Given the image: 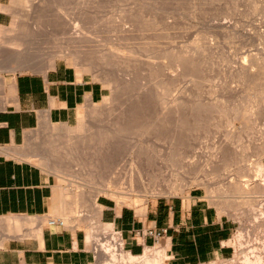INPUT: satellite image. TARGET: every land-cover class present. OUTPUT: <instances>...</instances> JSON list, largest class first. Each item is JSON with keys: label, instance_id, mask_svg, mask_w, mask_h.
<instances>
[{"label": "rangeland", "instance_id": "rangeland-1", "mask_svg": "<svg viewBox=\"0 0 264 264\" xmlns=\"http://www.w3.org/2000/svg\"><path fill=\"white\" fill-rule=\"evenodd\" d=\"M4 10L11 17L0 26L5 31L0 39H6V46L16 39L24 59L37 64L28 66L33 61L23 57L17 61L11 49L3 48L0 78L43 73L64 61L104 88L103 99L80 107L71 126L43 124L17 148L31 155L24 159L53 184L54 203L46 217L84 232L95 255L91 264L104 261L94 251L88 227L94 239L104 232L110 234L108 242L121 239L116 229L101 223L102 207L98 212L92 205L95 188L113 173L125 184L141 173L143 182L154 174L170 185L168 192L145 201L100 195L99 204L143 213L150 203L196 191L234 225L233 255L209 264H245L246 256H254L251 248L264 261V192H256L253 183L257 161L264 166V0H13ZM51 54L56 59L45 66V55ZM243 63L251 66L244 78L239 75ZM118 114L130 123L112 163L106 156L111 154V130L122 120ZM238 183L245 193L231 192ZM166 257L163 264H169ZM254 258L250 264H257Z\"/></svg>", "mask_w": 264, "mask_h": 264}, {"label": "crops", "instance_id": "crops-1", "mask_svg": "<svg viewBox=\"0 0 264 264\" xmlns=\"http://www.w3.org/2000/svg\"><path fill=\"white\" fill-rule=\"evenodd\" d=\"M12 2L0 0V26L9 23L11 16L4 9ZM103 97L101 84L64 61L43 73L4 74L0 78V219L20 218V222L0 223V264L95 261L82 230L44 222L54 203L53 184L17 148L43 124L71 126L80 107ZM99 205L101 223L118 231L124 249L133 256L160 245L166 246L169 264H209L225 260L235 251L233 222L196 191L150 203L143 213L108 202ZM149 231L164 233L155 238Z\"/></svg>", "mask_w": 264, "mask_h": 264}, {"label": "bare ground", "instance_id": "bare-ground-1", "mask_svg": "<svg viewBox=\"0 0 264 264\" xmlns=\"http://www.w3.org/2000/svg\"><path fill=\"white\" fill-rule=\"evenodd\" d=\"M132 17V16H131ZM124 19H126V18H124ZM120 20V19H119ZM128 21H130V20H128ZM131 23V22H130ZM122 24V23H121ZM15 25V24H14ZM126 25V24H125ZM13 26V25H12ZM119 26V25H118ZM127 26V25H126ZM77 27V26H76ZM121 27H122V25H121ZM129 27H131V26H129ZM120 28V27H119ZM123 28V27H122ZM125 28V27H124ZM127 28V27H126ZM134 28H135V25H134ZM13 29V30H12ZM128 29V28H127ZM140 29V28H139ZM11 30L12 31H14V27L13 28H11L10 29V31L9 32H11ZM75 30V29H74ZM77 30H79V29H77ZM120 30V29H119ZM133 30H135V29H133ZM133 30H131V31H133ZM2 29L0 28V36H2ZM80 31V30H79ZM83 31V30H82ZM86 31V30H85ZM112 31V30H111ZM127 31H129V30H127ZM3 32H5V31H3ZM74 32V31H73ZM81 32V31H80ZM122 32V31H121ZM124 32H125V30H124ZM69 33V32H68ZM77 33V32H76ZM4 34V33H3ZM83 34H84V32H83ZM91 34V33H90ZM131 34V33H130ZM70 35V34H69ZM76 36H78V35H76ZM120 36V35H119ZM3 37V36H2ZM69 37V36H68ZM72 37H73V35H72ZM81 37V36H80ZM83 37V36H82ZM117 37H118V35H117ZM127 37V36H126ZM18 38V37H17ZM26 38V37H25ZM71 38V37H70ZM83 38H85V37H83ZM119 38V37H118ZM66 39H68V38H66ZM71 39H73V38H71ZM75 39V38H74ZM77 39V38H76ZM80 39V38H79ZM82 39V38H81ZM120 39H121V36H120ZM126 39V38H125ZM124 38L122 39V40H125ZM1 40V39H0ZM84 40V39H83ZM87 40H89V39H87ZM6 39L4 40V42H2V40H1V42H0V51H2L3 50V48H9V49H11L12 50V52H11V54H12V56H10V57H16V58H14V59H17V61H22L21 60V58L20 57H23L22 55H21V50H20V48H19V46H21L19 43H17V40L15 39V40H13V41H11V42H8V44H10V45H5L6 44ZM77 41V40H76ZM79 42H81V41H79ZM75 43H77V42H75ZM80 44V43H79ZM76 46H77V44H76ZM22 48V47H21ZM117 48V47H116ZM24 51V50H23ZM67 51V50H66ZM73 51V50H72ZM185 53H186V51H185ZM114 54V53H113ZM112 54V55H113ZM27 55V54H26ZM52 55V54H51ZM67 55H68V53H67ZM2 56V55H1ZM44 57V56H43ZM48 57V58H47ZM65 57V56H64ZM27 58V57H26ZM42 58V57H41ZM187 58V57H186ZM22 59H24V57L22 58ZM45 62L47 61V64H45V66L47 65L48 67L49 66H52V64L54 63V60L56 59V57L55 56H50V55H45ZM188 59V58H187ZM2 60V59H1ZM25 60V59H24ZM23 60V61H24ZM29 60V59H28ZM28 60H25L26 62H28ZM34 60V59H33ZM33 60H31V61H33ZM40 60V59H39ZM24 61V62H25ZM31 61H29L28 63H30ZM35 61H38V59L37 60H35ZM41 61H44L43 60V58H42V60ZM187 61V60H186ZM189 61H191V60H189ZM184 62V61H183ZM259 62V61H258ZM28 63H26V64H28ZM33 63H35L34 61L32 62V63H30L28 66H32V64ZM43 63V62H42ZM185 64H186V62H184ZM203 63V62H202ZM201 63V64H202ZM257 63V62H256ZM20 64H22V63H20ZM25 64V63H24ZM23 64V65H24ZM37 63H35V64H33V65H36ZM195 64V63H194ZM252 64V63H251ZM16 65H19V64H16ZM42 65V64H41ZM44 65V64H43ZM187 65V64H186ZM185 65V66H186ZM203 65V64H202ZM2 66V65H1ZM20 66H22V65H20ZM183 66V65H182ZM253 66H254V64H253ZM263 66V65H262ZM7 67V66H6ZM17 67H19V66H17ZM24 67H25V65H24ZM189 67V66H188ZM8 68V67H7ZM10 68V67H9ZM14 68H16V66L14 67ZM12 66H11V69H14ZM22 68H23V66H22ZM192 68V67H191ZM201 68H202V66H201ZM249 68H251V66L249 67V66H246L245 65V63H243V65H242V67L239 69L240 71H239V75H241L240 77H242V75H243V78H244V76L246 75V74H250L249 73V71H250V69ZM18 69V68H17ZM186 69H187V67H186ZM185 69V70H186ZM188 69H190V68H188ZM264 69V68H263ZM3 70V69H2ZM8 70V69H7ZM6 70V71H7ZM189 71V70H188ZM192 71V70H191ZM190 71V72H191ZM174 72V71H173ZM189 72V73H190ZM193 73V72H192ZM183 74V73H182ZM166 76V75H165ZM164 76V77H165ZM167 76H169V74L167 75ZM250 76V75H249ZM171 77V76H170ZM246 77V76H245ZM166 78V77H165ZM171 79V78H170ZM172 80V79H171ZM131 81V80H130ZM146 81V80H145ZM144 81V82H145ZM146 83V82H145ZM153 83V82H152ZM161 83V82H160ZM243 83V82H242ZM156 84V83H155ZM173 84V83H172ZM258 84V83H257ZM156 86V85H155ZM129 87V86H128ZM137 87V86H136ZM135 87V88H136ZM134 89V88H133ZM148 89V88H147ZM151 89V88H150ZM153 89H155V88H153ZM256 89V88H255ZM141 90V89H140ZM149 91V90H148ZM171 91V90H170ZM161 92V91H160ZM163 92V91H162ZM161 92V93H162ZM166 92V91H165ZM164 92V93H165ZM122 94V93H121ZM135 95V94H134ZM167 95V94H166ZM118 96H120V95H118ZM138 96V95H137ZM165 96V95H164ZM258 96V95H257ZM122 97V96H121ZM129 97H130V95H129ZM148 97V96H147ZM255 97V96H254ZM137 98V97H136ZM122 99V98H121ZM138 99V98H137ZM137 99H136V101H137ZM120 100V99H119ZM145 100V99H144ZM130 101V100H129ZM167 100H165V102H166ZM261 101V100H260ZM126 102V101H125ZM134 102V101H133ZM173 102H174V100H173ZM168 103V102H167ZM167 103H163V104H167ZM257 103V102H256ZM261 103V102H260ZM126 104V103H125ZM128 104V103H127ZM149 105V104H148ZM143 106V105H142ZM254 106V105H253ZM261 106V105H260ZM162 107V106H161ZM256 107V106H255ZM165 108H166V106H165ZM253 108V107H252ZM167 109V108H166ZM163 110V109H162ZM247 110V109H246ZM123 111V110H122ZM146 111V110H145ZM167 111V110H166ZM114 112V111H113ZM128 112V111H127ZM156 112V111H155ZM254 112V111H253ZM115 113V112H114ZM143 113V112H142ZM162 113V112H161ZM165 113V112H164ZM172 113V112H171ZM187 113V112H186ZM126 114L127 113H125L124 115L126 116ZM132 114H134V113H132ZM131 114V115H132ZM163 114V113H162ZM178 114V113H177ZM183 114H185V113H183ZM250 114V113H249ZM252 114V113H251ZM110 115V114H109ZM120 115H122V114H120ZM130 115V116H131ZM188 115V114H187ZM186 115V116H187ZM117 116V115H116ZM118 116H119V114H118ZM118 116H117V119H115V122H116V120H118ZM123 116V115H122ZM122 116L120 117V118H122ZM125 116H124V119H127V117L125 118ZM139 116V115H138ZM253 116V115H252ZM133 117V116H132ZM135 117V116H134ZM133 117V118H134ZM146 117V116H145ZM165 118H166V116H164ZM144 118V117H143ZM164 118V119H165ZM171 118V117H170ZM235 118V117H234ZM112 119V118H111ZM123 118H122V120H118L119 121V123H118V125H115L114 123L115 122H113V124H114V128L111 130L112 131V133L114 134V137L112 138V141H111V144L109 145V147H108V150L110 149V152H111V154H107V155H109V156H106V157H108L107 159L109 160V162H112V157H114V155H115V152L117 153L118 151L117 150H119V148H121L120 147V143H121V141H122V139H121V136H123L122 134H125L126 133V127H128V125H129V121H128V119H127V121L126 120H124ZM129 119H131V118H129ZM158 119V118H157ZM161 119V118H160ZM162 119H163V117H162ZM161 119V120H162ZM172 119V118H171ZM159 120V119H158ZM173 120V119H172ZM155 122V121H154ZM177 122V121H176ZM112 124V123H111ZM110 124V125H111ZM112 124V125H113ZM117 124V123H116ZM132 125V124H131ZM130 125V126H131ZM154 125V124H153ZM168 125V124H167ZM91 126H92V124H91ZM91 126H88L87 125V130L89 129V130H91L92 128H91ZM100 126V125H99ZM155 126V125H154ZM92 127H94V126H92ZM112 127V126H111ZM91 128V129H90ZM129 128V127H128ZM164 128V127H163ZM170 128V127H169ZM80 129H82V127L81 128H79V130ZM78 130V129H77ZM92 131V130H91ZM110 131V132H111ZM112 135V134H111ZM76 139H78V138H76ZM138 139V138H137ZM77 141V140H76ZM76 141H74V142H76ZM98 141H100V140H98ZM79 142V141H78ZM72 143V142H71ZM80 143V142H79ZM79 143H76V145L77 144H79ZM137 144V143H136ZM78 147L80 146V145H77ZM75 147V149L76 148H78V147ZM65 147H67V146H65ZM65 147H64V149H65ZM73 147H74V145H73ZM135 147H136V145H135ZM67 149V148H66ZM71 149H72V147H71ZM134 149V148H133ZM67 151H68V149H67ZM260 151V150H259ZM69 152V151H68ZM224 153V152H223ZM255 153V152H254ZM25 154V153H24ZM256 154V153H255ZM26 156H24V157H28L29 156V154H25ZM28 155V156H27ZM228 155V154H227ZM31 156V155H30ZM29 156V157H30ZM226 156V155H225ZM258 156H260V155H258ZM116 157V156H115ZM261 157V156H260ZM101 158V157H100ZM244 158H245V156H244ZM43 159H46V158H43ZM42 159V160H43ZM46 160H48V159H46ZM237 160H238V158H237ZM106 161V160H105ZM234 161V160H233ZM48 162V161H47ZM50 162V161H49ZM108 162V161H107ZM133 162V161H132ZM238 162V161H237ZM113 163V162H112ZM111 163V164H112ZM135 163H137V162H135ZM235 163V162H234ZM227 164V163H226ZM114 165V164H113ZM133 165V164H132ZM142 165V164H141ZM47 166V165H46ZM109 166V165H108ZM134 166V165H133ZM147 166V165H146ZM47 167H49V166H47ZM50 168V167H49ZM263 168H264V166L262 165V160L261 159H259L258 161H257V168H256V170L255 171H257L256 173H258V174H255L256 176H257V178L256 179H254V190L256 191V192H264V181H263V176H264V174H263V172H264V170H263ZM53 169H54V167H53ZM57 169V168H56ZM55 169V170H56ZM146 169V168H145ZM59 170V169H58ZM246 171V170H245ZM244 171V172H245ZM111 172H112V170H111ZM140 172V171H139ZM138 172V173H139ZM243 172V171H242ZM243 172V173H244ZM248 172V171H247ZM247 172H245V174L247 173ZM71 174H72V172H71ZM70 174V175H71ZM141 173H139V175H140ZM110 175V174H109ZM112 175V174H111ZM110 175V176H111ZM138 175V174H137ZM137 176V178H134L133 179V176H130V178L128 179L129 180V182L128 183H126L127 184V186H125L126 184H125V182H121V180H120V178L119 177H116V174L114 175V173H113V176H111L110 177V180L108 179V181L106 182V183H104L101 187L100 186H96L97 188H95V190H94V194H93V196H92V205H93V207L98 211V212H100L101 211V206L99 205V203L97 202V198L100 196V195H107V196H110V197H112V198H116V199H121V201L124 199V198H130V200L131 199H133V197L134 196H137L138 198L140 197V198H142L143 197V200H144V197H148V196H156V194H159V193H161L162 191H167L168 192V186L167 185H170V184H166V183H170V180L169 181H167V180H164V179H161L160 177H158V176H155L154 174L153 175H151L150 176V178H146V180L148 181V182H143V180L145 179V178H142L141 176ZM72 177H74V178H77V176L76 175H71ZM95 177V176H94ZM148 177V176H147ZM250 178V177H249ZM136 179V180H135ZM173 179V178H172ZM92 180V179H91ZM133 180H135L136 182L133 184ZM100 181V180H99ZM145 181V180H144ZM257 181H259L258 183H257ZM263 181V182H262ZM165 182V186H164V188H163V185H162V183H164ZM160 183V184H159ZM257 183V184H256ZM136 184V185H135ZM172 184V183H171ZM175 184V183H174ZM167 186V187H166ZM253 187V186H252ZM177 188V187H176ZM235 189H230L231 190V192H232V190H234L235 192H237V193H245V191L243 192V190L245 189V187H242V185L241 184H237V185H235V187H234ZM173 189V188H172ZM170 190V189H169ZM223 190V189H222ZM227 191H228V189H227ZM254 191V192H255ZM80 192V191H79ZM230 192V193H231ZM255 192V193H256ZM136 193H139V194H136ZM80 195V194H79ZM160 196V195H159ZM138 198H137V200H138ZM218 198V197H217ZM134 200H136L135 198H134ZM134 200H132V201H134ZM136 200V201H137ZM248 200V199H247ZM118 201H120V200H118ZM120 201V202H121ZM126 201V200H125ZM140 201V200H139ZM145 201V200H144ZM216 201V200H215ZM250 201V200H249ZM123 202V201H122ZM141 202H143L142 200H141ZM248 202V201H247ZM246 203V202H245ZM249 204V203H248ZM243 205V204H242ZM61 212V211H60ZM64 214V213H63ZM67 215V214H66ZM19 218V217H18ZM17 217H10V218H3V219H0V223H2V222H10L11 220L12 221H18V222H20L19 221V219H18ZM109 226V225H108ZM109 227H111V226H109ZM87 232H88V238H89V240H92L93 241V244H94V246H95V248H94V250H96V253H97V255L104 261V264H163L164 262L163 261H165V257H166V246L165 247H161V248H158V249H150V248H147L145 251H144V253L143 254H141V255H139V256H133V255H131L129 252H127V254H124V253H122L121 251H122V249L120 250V248H119V246H118V244H116L115 242H114V239H112V237H111V240L110 241H113V243H115V245L114 244H111V242L109 241H107L106 239L110 236V234H108L107 232H104L103 234H105V233H107L106 235H103V234H101L102 236V238L101 239H94V235L95 234H93L94 233V231H91V227L89 228H87ZM107 235H109V236H107ZM91 241V242H92ZM107 241V242H106ZM255 246H253V248H254ZM263 247H264V244H263ZM257 248V247H256ZM248 249V248H247ZM250 250V249H249ZM258 250V249H257ZM255 248L254 249H252L251 248V251L249 252V253H251L252 255H254L253 257H255L254 259H255V263H257V264H264V261H262V259H261V252L259 251H257ZM126 253V252H125ZM248 254V253H247ZM249 255V254H248ZM246 256V255H245ZM251 257V256H250ZM252 257V258H253ZM167 258V257H166ZM252 258H249V256H246V259H245V257H244V261H245V264H250V261L251 260H249V259H252ZM264 259V258H263ZM253 260V259H252Z\"/></svg>", "mask_w": 264, "mask_h": 264}, {"label": "built area", "instance_id": "built-area-1", "mask_svg": "<svg viewBox=\"0 0 264 264\" xmlns=\"http://www.w3.org/2000/svg\"><path fill=\"white\" fill-rule=\"evenodd\" d=\"M48 224L49 225H56V224H63V223L61 221H59V220L50 219V220H48ZM162 233H164V232H157V233L153 232V231H149L148 232V234H150L151 236H153L155 238H160L162 236ZM118 246L121 247L122 250L124 249L122 239H120V242L118 243Z\"/></svg>", "mask_w": 264, "mask_h": 264}]
</instances>
